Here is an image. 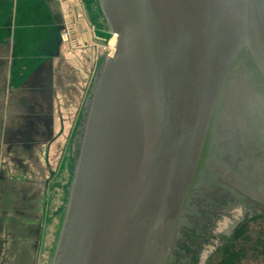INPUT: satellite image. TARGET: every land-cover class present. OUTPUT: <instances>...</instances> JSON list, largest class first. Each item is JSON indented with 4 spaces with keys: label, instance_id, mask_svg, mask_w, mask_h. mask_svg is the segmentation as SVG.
Instances as JSON below:
<instances>
[{
    "label": "water",
    "instance_id": "obj_1",
    "mask_svg": "<svg viewBox=\"0 0 264 264\" xmlns=\"http://www.w3.org/2000/svg\"><path fill=\"white\" fill-rule=\"evenodd\" d=\"M97 3L116 42L84 108L50 264H209L219 237L264 215L262 182L221 156L248 106L264 114V0ZM208 175L247 197L202 193Z\"/></svg>",
    "mask_w": 264,
    "mask_h": 264
},
{
    "label": "crops",
    "instance_id": "obj_2",
    "mask_svg": "<svg viewBox=\"0 0 264 264\" xmlns=\"http://www.w3.org/2000/svg\"><path fill=\"white\" fill-rule=\"evenodd\" d=\"M77 1L0 0V264H44V168L65 129L62 102L70 103L61 87L94 78L95 38L76 19ZM74 22L81 47L70 58L61 34Z\"/></svg>",
    "mask_w": 264,
    "mask_h": 264
},
{
    "label": "rangeland",
    "instance_id": "obj_3",
    "mask_svg": "<svg viewBox=\"0 0 264 264\" xmlns=\"http://www.w3.org/2000/svg\"><path fill=\"white\" fill-rule=\"evenodd\" d=\"M77 3L82 8L77 13L78 23L86 24L93 39L95 38L92 43L94 45V82L103 62L101 56L98 55L97 45L102 48V52H107L106 49L111 43L112 35L106 32V24L97 0H78ZM79 14L82 15L80 19H78ZM75 27V22L72 27L68 25L67 41H62L63 51L70 58L71 56L74 58L70 51L75 52L81 47V44L74 46L72 32ZM97 40L105 43L107 48ZM80 82L83 84L80 85ZM91 88V79L79 80V85L73 87H61L62 96L67 97L69 94L70 103L69 101L66 104L62 102V107H65L67 111V117L64 120L65 129L57 140L58 144L52 153L50 164L44 168L46 180L42 183L43 200L40 203L44 213L43 237L45 236L47 241L41 257V262L44 264H50L58 230L63 220L68 189L73 177L78 134ZM209 264H264V215L241 222L219 237Z\"/></svg>",
    "mask_w": 264,
    "mask_h": 264
},
{
    "label": "flooded vegetation",
    "instance_id": "obj_4",
    "mask_svg": "<svg viewBox=\"0 0 264 264\" xmlns=\"http://www.w3.org/2000/svg\"><path fill=\"white\" fill-rule=\"evenodd\" d=\"M254 102L256 103V105L254 104ZM254 102L252 105H250L251 103L250 102L249 103L250 106H248V110L252 114L251 115V117L253 118L252 121H249L247 117L245 118L246 119L245 125L243 124V122L240 121L241 126L235 129V132L233 133V136H232L236 140L234 142L228 141L227 143L228 149L225 148L221 156L226 153L225 155H227L228 157L227 165L230 166L231 170L230 169L229 170L231 174L233 176L238 175L241 181L243 180L242 181L243 183L244 181L245 183H248V182L252 183V180L250 181L249 179V178H252L253 180L254 179L259 180L260 182H262V185L264 186V153L262 154V156L256 157L251 152V150L253 151L254 146L256 145L257 147L260 146V148L264 151V140L262 139L263 135L260 133L262 130L261 127L262 125H264V114L263 112L260 111L261 108L258 105L261 103L256 102V101ZM241 119L245 122L244 118H241ZM250 128L253 130V131L251 130L252 132H250ZM242 138L251 139L253 141L252 142L253 146L243 144V142H241ZM231 143H234L235 146L237 147H235L234 144L232 145ZM230 145L233 147L232 151H230L229 149ZM253 156L255 157L254 159H253ZM248 166H250L251 171H248V168H247ZM203 185L205 186V188L203 189L202 193L206 192V195H208L209 193H212L213 191V193L215 192V194L219 193L220 197H222L223 195L227 197L233 196V198L235 197V199L240 200V201L242 200L241 198H238V196L247 197L245 193H243V191L240 192V190H238L237 188H233L230 184L228 185L219 179H217L216 181L210 175L205 177ZM246 186L248 187V189L250 188L248 184ZM202 193H201V197L199 196L201 199L203 198ZM236 193L240 195L237 196L235 195ZM203 199H207V197L204 196Z\"/></svg>",
    "mask_w": 264,
    "mask_h": 264
},
{
    "label": "built area",
    "instance_id": "obj_5",
    "mask_svg": "<svg viewBox=\"0 0 264 264\" xmlns=\"http://www.w3.org/2000/svg\"><path fill=\"white\" fill-rule=\"evenodd\" d=\"M80 18H82V15L81 14H79L78 15V19H80ZM68 26L66 27V28H64L63 29V31H62V41H67V36H68ZM113 37H115V36H113L112 35V38ZM115 47V46H114ZM107 50V52H106V57L107 56H111L112 54H113V52H114V48H111V47H109L108 46V48L106 49Z\"/></svg>",
    "mask_w": 264,
    "mask_h": 264
},
{
    "label": "bare ground",
    "instance_id": "obj_6",
    "mask_svg": "<svg viewBox=\"0 0 264 264\" xmlns=\"http://www.w3.org/2000/svg\"><path fill=\"white\" fill-rule=\"evenodd\" d=\"M111 40H112V42L108 46L111 47V48H114L116 39H115V37H113Z\"/></svg>",
    "mask_w": 264,
    "mask_h": 264
}]
</instances>
